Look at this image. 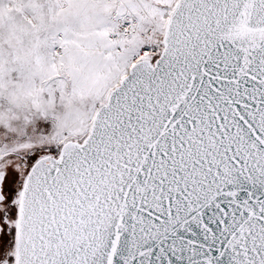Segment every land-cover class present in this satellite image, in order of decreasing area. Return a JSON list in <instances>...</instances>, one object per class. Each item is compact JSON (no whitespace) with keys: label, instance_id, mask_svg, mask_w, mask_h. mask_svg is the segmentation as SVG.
I'll list each match as a JSON object with an SVG mask.
<instances>
[{"label":"snow or ice","instance_id":"obj_1","mask_svg":"<svg viewBox=\"0 0 264 264\" xmlns=\"http://www.w3.org/2000/svg\"><path fill=\"white\" fill-rule=\"evenodd\" d=\"M0 264H264V0H0Z\"/></svg>","mask_w":264,"mask_h":264}]
</instances>
